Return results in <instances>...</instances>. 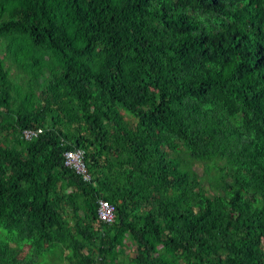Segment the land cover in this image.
<instances>
[{
	"label": "trees",
	"instance_id": "trees-1",
	"mask_svg": "<svg viewBox=\"0 0 264 264\" xmlns=\"http://www.w3.org/2000/svg\"><path fill=\"white\" fill-rule=\"evenodd\" d=\"M0 264H264V0H0Z\"/></svg>",
	"mask_w": 264,
	"mask_h": 264
},
{
	"label": "built area",
	"instance_id": "built-area-1",
	"mask_svg": "<svg viewBox=\"0 0 264 264\" xmlns=\"http://www.w3.org/2000/svg\"><path fill=\"white\" fill-rule=\"evenodd\" d=\"M31 132H26V137H29ZM82 150H72L66 153V164L70 167L76 168L79 173L84 174L86 179H90L87 164L85 162V155ZM99 218L103 222H112L115 218V207L109 201L101 199L99 201Z\"/></svg>",
	"mask_w": 264,
	"mask_h": 264
},
{
	"label": "rangeland",
	"instance_id": "rangeland-1",
	"mask_svg": "<svg viewBox=\"0 0 264 264\" xmlns=\"http://www.w3.org/2000/svg\"><path fill=\"white\" fill-rule=\"evenodd\" d=\"M129 242V241H128Z\"/></svg>",
	"mask_w": 264,
	"mask_h": 264
}]
</instances>
